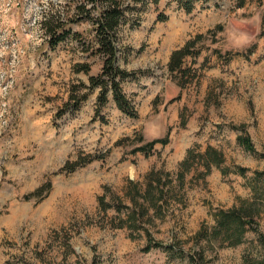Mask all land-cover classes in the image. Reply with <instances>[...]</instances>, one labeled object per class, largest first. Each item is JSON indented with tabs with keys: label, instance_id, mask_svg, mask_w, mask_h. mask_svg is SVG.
<instances>
[{
	"label": "rangeland",
	"instance_id": "rangeland-1",
	"mask_svg": "<svg viewBox=\"0 0 264 264\" xmlns=\"http://www.w3.org/2000/svg\"><path fill=\"white\" fill-rule=\"evenodd\" d=\"M76 1L0 0V264H190L194 234L240 198L259 204L264 242V177L255 179L264 171V0H245L241 7L237 0H193L188 15L184 0H119L118 66L135 73L121 84L132 119L119 112L110 92L98 108V88L83 89L80 108L61 113L72 87L88 85L102 65L86 51L93 40L87 23L72 25L79 35L57 47L47 43L41 20L65 18ZM160 14L165 21H157ZM198 35L199 56L184 60L191 74L177 83L167 70L170 54ZM83 63L88 75L74 70ZM167 131L169 144L148 157L116 146ZM239 135L253 153L237 144ZM196 146L221 152L222 166L204 182L188 175L183 202L162 218L150 212L152 218H139L143 231L113 227L128 218L131 183L143 184L151 171L174 174ZM102 154L104 161L62 171L80 156ZM223 169L228 173L222 176ZM47 182L43 198L24 199ZM147 232L162 247L144 253ZM203 247L205 264L264 261V245L253 232L238 247Z\"/></svg>",
	"mask_w": 264,
	"mask_h": 264
},
{
	"label": "trees",
	"instance_id": "trees-1",
	"mask_svg": "<svg viewBox=\"0 0 264 264\" xmlns=\"http://www.w3.org/2000/svg\"><path fill=\"white\" fill-rule=\"evenodd\" d=\"M158 0H152L156 4ZM245 0H237L239 7L242 6ZM184 12L188 15L193 11V0H184L182 5ZM124 10L121 8L119 0H77L74 2V9L71 14L65 18H43L40 25L47 35V43L49 47L55 48L60 43L66 41L70 37L75 38L79 34L72 31V25L87 23L91 27L93 33L92 42L86 47V51L90 55L97 56L101 59L102 65L100 73L95 76H89L88 85L82 82L72 87L68 101L64 104V110H78L81 104L86 100L87 92L95 88L99 89L96 105L98 108L107 103V95L110 92L112 99L119 110L126 118H134L135 112L130 101L123 94L121 84L127 79H134L135 73L125 72L118 66L119 49L116 46L118 32L123 24ZM157 21H165V17L160 14ZM203 37L195 36L192 41H188L184 47L174 50L170 54V59L167 64V70L177 83L188 77L191 71H186L183 68L186 58L199 56L200 49L196 45L203 40ZM252 51H248L251 54ZM212 54L218 59L224 58L217 51H212ZM225 59V58H224ZM76 73H84L88 75L90 66L88 64H77L74 67ZM87 92L82 93V90ZM240 132H243V126L238 127ZM237 130V131H238ZM164 137L159 139L144 141L142 136L137 138H125L116 143V146L129 147L127 155L140 154L143 157H148L153 154L156 146L165 147L169 144L168 131ZM237 144L243 147L250 153L254 150L249 139L244 135H239ZM106 154L102 155H87L79 157L74 162H67L62 171L71 173L78 167H83L94 161H104ZM223 164V156L221 152L209 146L203 152L198 150V147L189 149L182 161L177 165L178 168L174 174L163 171H151L145 175L143 184L131 183L132 188L126 193V198L131 203V210L126 219V222H121L115 228H123L133 232L143 231L139 228V218L158 217L162 218L169 211V207L182 203V191L185 187V178L192 174L190 181H202L208 177L212 168L219 169ZM245 169H239V174L243 175ZM227 169L221 171V175H226ZM264 177V171L255 172V179ZM50 189V183L47 182L34 193L24 197L26 201L33 198L42 197V193ZM44 195V196H45ZM179 195V196H178ZM252 195L257 196V189H252ZM264 199V192L262 193ZM256 199V198H255ZM141 201V202H140ZM104 210L107 207L104 204V199H99ZM151 213L149 216L148 213ZM259 204L255 201L247 199H238L237 202L230 208L217 210L213 215V224L209 228L200 227L191 241L194 244V253L190 256V264H205L203 260V244L205 246L217 245L219 248L238 247L242 244L244 236L247 232H253L257 235L258 241L264 245L261 234H259L258 220L261 216ZM147 246L144 253L151 250L152 247L160 248L162 246L157 243L152 244V240L148 232L146 233ZM255 264H264V261H257Z\"/></svg>",
	"mask_w": 264,
	"mask_h": 264
}]
</instances>
